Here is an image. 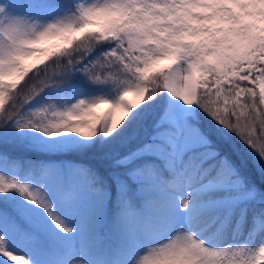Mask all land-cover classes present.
I'll list each match as a JSON object with an SVG mask.
<instances>
[{
    "label": "snow or ice",
    "instance_id": "snow-or-ice-1",
    "mask_svg": "<svg viewBox=\"0 0 264 264\" xmlns=\"http://www.w3.org/2000/svg\"><path fill=\"white\" fill-rule=\"evenodd\" d=\"M0 264H264V0H0Z\"/></svg>",
    "mask_w": 264,
    "mask_h": 264
},
{
    "label": "trees",
    "instance_id": "trees-1",
    "mask_svg": "<svg viewBox=\"0 0 264 264\" xmlns=\"http://www.w3.org/2000/svg\"><path fill=\"white\" fill-rule=\"evenodd\" d=\"M129 98H131V97H129ZM104 110H105V109L102 108V106H101L100 108L96 109V112H97V113H100V112H103Z\"/></svg>",
    "mask_w": 264,
    "mask_h": 264
},
{
    "label": "rangeland",
    "instance_id": "rangeland-1",
    "mask_svg": "<svg viewBox=\"0 0 264 264\" xmlns=\"http://www.w3.org/2000/svg\"><path fill=\"white\" fill-rule=\"evenodd\" d=\"M102 107H104V106H102ZM105 109V108H104Z\"/></svg>",
    "mask_w": 264,
    "mask_h": 264
}]
</instances>
